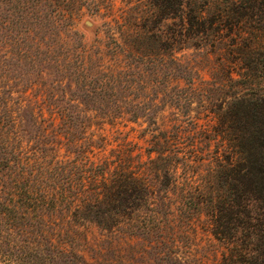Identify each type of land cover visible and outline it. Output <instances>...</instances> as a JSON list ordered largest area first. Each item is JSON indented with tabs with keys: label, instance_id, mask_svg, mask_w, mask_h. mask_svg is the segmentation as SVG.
<instances>
[{
	"label": "trees",
	"instance_id": "1",
	"mask_svg": "<svg viewBox=\"0 0 264 264\" xmlns=\"http://www.w3.org/2000/svg\"><path fill=\"white\" fill-rule=\"evenodd\" d=\"M216 2L126 0L131 12L123 14L120 33L133 16L137 37H111V61L105 63L83 41L67 45L58 37L85 6L99 12L101 0H0V31L12 23L16 50L5 57L15 83L0 78V264H88L65 246L74 225L131 234L145 214L159 218L173 210L160 202L161 173H174L177 162L192 166L196 153L171 149L170 130L156 126L155 114L168 104H193L198 70L174 55L167 38L180 37L177 49L184 50L194 37L225 35L232 91L217 108L222 119L205 129L176 121L174 135L195 148L210 132L226 147V154L211 160L210 191L200 193L205 200L197 209L206 208L216 239L226 247L218 264H264V95L256 90L264 79V0H226L218 9ZM175 18V27L163 29ZM158 26L161 34L153 33ZM45 29L55 33L51 41L36 37ZM154 36L153 45L142 40ZM171 75L190 85L171 90ZM38 78L45 84L41 94L36 96V87L33 98L15 96L33 89ZM150 112L143 130V137L152 134L146 160L126 142L100 163L90 160L95 140L87 141L89 128L119 119L137 122ZM191 192L192 186L183 197ZM177 209L187 211L183 203Z\"/></svg>",
	"mask_w": 264,
	"mask_h": 264
},
{
	"label": "rangeland",
	"instance_id": "2",
	"mask_svg": "<svg viewBox=\"0 0 264 264\" xmlns=\"http://www.w3.org/2000/svg\"><path fill=\"white\" fill-rule=\"evenodd\" d=\"M101 3L104 5L99 12L90 6H85L81 17L75 19L73 27L61 29L58 37H62L67 45L74 43L80 46V41H83L89 52H92L94 56L99 55L100 52L103 54L102 62L110 63L111 57L106 43L112 41L111 37L124 41L128 33H134L137 21L133 16L129 18L130 22L126 23L128 29L125 34L120 33L119 23L124 21L123 14L131 12V4L126 3V0H101ZM219 5L226 7V0H218L213 7L218 9ZM4 8H7L6 3ZM7 12L4 11V15ZM223 15L226 20V12H223ZM177 23H179L177 18L168 19L163 24V29H166L167 24L175 27ZM163 26L155 27L152 32L161 34L159 28ZM150 27L152 28V25ZM11 29L12 23H9L0 31V39L3 37V40H0L2 84L15 83L16 79L11 65L5 60V57L10 59L16 52L12 46L14 42H10ZM40 35L51 41L55 33L45 29L40 30V34L36 37ZM131 37L137 36L133 34ZM153 38L157 40L155 36L148 39L142 38V40H148L147 43L153 45ZM179 38L169 36L167 40L172 45V49H175L176 57L190 62L198 70V74H194L195 84L192 85L196 88L197 98L193 100L190 107L186 105L173 107L172 104L163 106L155 114V119L156 126H161L162 130H170L167 134L171 141L169 143L171 149H175L180 155L196 153V157L193 158L194 163L192 166H185L182 162H177L174 173L168 172L169 175L161 173L163 185L160 188L162 191L159 195L162 199L160 202L163 201L166 207L170 205L173 210H168L169 212L161 214L159 218L149 213L145 214L144 221L137 218L139 221L135 220L131 234L112 233L94 224L74 225L71 229L77 231L70 235V240L65 243V246L71 251L80 253L88 264H218L223 253L226 252V247L214 235L211 216L207 214L206 208L204 211L200 208L197 210L199 200H205L202 197L199 198L200 193L203 190L210 191L211 160L219 157L218 152L225 153L226 147L223 146L220 136L215 138L210 132H204L202 141H197L194 148L190 146L191 142L188 138L182 140L175 136L177 130L173 127L176 121H180L181 124L188 123L189 127L196 124L205 129L222 119L223 116L219 114L217 108L219 105H226V98L232 91L230 87L227 89L229 83H226V35L224 37H194L184 50L177 49L179 44L176 41ZM167 51L166 55H169ZM172 73L177 74L176 71ZM172 80L168 81L171 90L190 85L187 84L190 83L189 80L178 82L174 77ZM34 83L35 87L30 88L26 94H15V96H18L20 100L27 99V95L33 98V90L36 87H38L36 96L41 94V89L45 87L44 80L38 78ZM19 85L17 86L20 87ZM256 90L264 95V79L256 86ZM187 91L194 90L190 88ZM150 115L151 112L148 117H141L137 122L119 119L115 123L105 122L101 123L102 125H93L87 133L88 142L95 140L94 143L92 142L94 144H92V150L88 152L90 160L100 163L123 142L127 145L131 144L135 153L146 160L149 147L147 139L152 134L146 133L143 137L145 133L143 130L148 128L146 119L150 120L152 118ZM63 153L64 151L61 150L59 155ZM190 186H192L190 193L192 197L186 199L183 197V191ZM182 203L187 208L186 213L177 209Z\"/></svg>",
	"mask_w": 264,
	"mask_h": 264
}]
</instances>
